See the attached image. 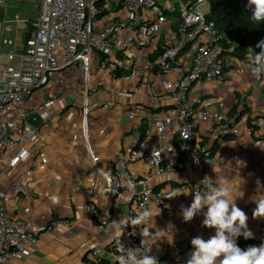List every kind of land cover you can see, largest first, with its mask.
I'll return each mask as SVG.
<instances>
[{
  "label": "built area",
  "instance_id": "2783aa9c",
  "mask_svg": "<svg viewBox=\"0 0 264 264\" xmlns=\"http://www.w3.org/2000/svg\"><path fill=\"white\" fill-rule=\"evenodd\" d=\"M8 1L0 0V162L13 167L35 156L25 146L31 132L16 135L5 116L11 113L23 123L31 115L52 119L58 97L30 103L37 91L70 76L79 85L66 99L79 110L76 126L96 171L90 187L108 196L100 206H85L96 229L145 207L174 217L178 227L190 225L192 220H183V204L169 205L163 188L150 183L180 184L194 193L205 176L216 180L212 169L223 158L217 151L226 137L235 144L250 140L252 152L264 148L257 140L264 139V108L254 95H264V77L252 75L249 54L226 52L209 17L211 0H35V17L9 13ZM96 94L107 97L105 108L120 107L134 127L129 145L107 169L90 138ZM5 196L0 192V264L29 257L44 232L75 225L56 217L37 232L29 221L9 214ZM105 214L111 216L108 223ZM261 220L263 238L250 239L241 249L264 243ZM141 237L137 227L128 226L120 239L126 248H140ZM191 240L170 238L169 252L156 257L159 264H187ZM83 252V264H118L120 255L114 235L100 237Z\"/></svg>",
  "mask_w": 264,
  "mask_h": 264
},
{
  "label": "crops",
  "instance_id": "0c3cea01",
  "mask_svg": "<svg viewBox=\"0 0 264 264\" xmlns=\"http://www.w3.org/2000/svg\"><path fill=\"white\" fill-rule=\"evenodd\" d=\"M78 85L69 76L64 83L55 82L49 89L36 92L30 107L41 105L54 96L59 98L55 106L57 113L50 120H43L35 115L23 123L11 113L5 116L15 127L16 135L24 130L31 132L25 146L35 153L33 159L13 167L9 166L7 160L0 162V192L6 193L4 200L9 214L29 221L37 232L44 231L48 222L56 217L69 218L75 223L70 230L44 232L39 244L32 248L33 253L29 257L5 264H83L85 256L83 251L86 245L96 243L100 237L101 240H106L113 235L110 227L100 231L91 225V216L85 209L87 203L100 206L108 196L92 192L90 183L96 171L76 126V113L79 110L66 99L67 92L77 89ZM231 92V100L235 102L237 97L236 93L233 95L234 86ZM254 95L259 96L258 108L263 109L264 95L260 96L256 91ZM106 99V96L97 94L92 97L93 102L97 104L92 112L90 130L97 160L104 169L108 168L109 162L115 158L117 152L129 145L130 136L134 132L133 123L122 113L120 107L115 105L105 108ZM230 104L229 100L227 105ZM247 116V113L242 115V120ZM257 140L259 145L264 141L261 137ZM251 145L248 139L235 144L234 138L226 137L223 146L217 151L218 154L220 151L223 158L214 167L217 171L212 169V173L216 179L218 176L234 185L233 196H238L235 202L248 216L247 227L253 233V238L250 239H261L262 220L253 218V210L256 207L253 198L264 195V148L252 152ZM237 161L240 163L237 164ZM198 175L195 173L194 178ZM97 180L102 185L105 184L100 175ZM150 186H160L164 193L184 189L180 184L159 185L153 182ZM194 193L189 189L188 195L169 199V205L181 203L188 207L193 201ZM206 211L205 208L198 213L192 219V224L181 227L176 226L174 217L160 211L150 223L152 227L149 229L150 233L159 234L148 239L150 252L155 257L169 252L172 237L178 239L188 236L193 239L200 236L207 240L215 235L214 228L202 226L203 212ZM110 217L109 214H105L102 219L108 223ZM141 227L143 226H137L139 231ZM240 240L248 239L241 235L236 238V243Z\"/></svg>",
  "mask_w": 264,
  "mask_h": 264
},
{
  "label": "clouds",
  "instance_id": "9594fccd",
  "mask_svg": "<svg viewBox=\"0 0 264 264\" xmlns=\"http://www.w3.org/2000/svg\"><path fill=\"white\" fill-rule=\"evenodd\" d=\"M248 7L251 8V21L264 22V0H248ZM256 48L260 49L259 53L248 48L247 60L251 65L252 75L261 80V77H264V40L259 41ZM156 153L154 150L153 158L156 157ZM239 163L240 161H237V164ZM213 170L217 171L214 167ZM233 187L234 185L227 179L217 176L213 181L205 176L196 187L190 206H181L185 222L191 221L206 208L207 211L203 212L202 226L215 229V235L207 240L200 236L191 240L194 251L191 252L187 264H264V243L249 246L246 250L241 249L236 243L237 237L242 235L245 239H250L253 238V233L247 227L248 216L235 202L238 196H233ZM188 194L187 188L169 190L164 193V198L172 199ZM253 199L256 204L253 218H264V195ZM159 213L160 211L145 207L143 210H137L135 216L125 215L119 221L113 220L110 223V229L117 240V251L120 253L116 256L118 264H159L155 256L148 254L151 251L148 239L159 235L157 232L154 235L150 233L149 229L152 228L150 223ZM128 226L134 229L143 226L140 229L143 237L140 248H126L121 243L120 238Z\"/></svg>",
  "mask_w": 264,
  "mask_h": 264
},
{
  "label": "trees",
  "instance_id": "16d2710c",
  "mask_svg": "<svg viewBox=\"0 0 264 264\" xmlns=\"http://www.w3.org/2000/svg\"><path fill=\"white\" fill-rule=\"evenodd\" d=\"M250 15L248 0H211L209 17L216 23L226 52L244 57L250 45L264 40V22H253ZM249 241L240 240L237 245L242 247Z\"/></svg>",
  "mask_w": 264,
  "mask_h": 264
},
{
  "label": "rangeland",
  "instance_id": "374dc122",
  "mask_svg": "<svg viewBox=\"0 0 264 264\" xmlns=\"http://www.w3.org/2000/svg\"><path fill=\"white\" fill-rule=\"evenodd\" d=\"M3 10L4 9H1L2 13ZM7 10L11 14L18 13L28 17H35L37 15L38 6L35 0H9L7 3Z\"/></svg>",
  "mask_w": 264,
  "mask_h": 264
},
{
  "label": "water",
  "instance_id": "95a60500",
  "mask_svg": "<svg viewBox=\"0 0 264 264\" xmlns=\"http://www.w3.org/2000/svg\"><path fill=\"white\" fill-rule=\"evenodd\" d=\"M0 21H1V18H0ZM251 48L253 49V50H258V48H256V46L255 45H251ZM35 115H31L30 117H29V119L30 118H32V117H34Z\"/></svg>",
  "mask_w": 264,
  "mask_h": 264
}]
</instances>
